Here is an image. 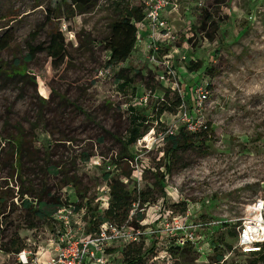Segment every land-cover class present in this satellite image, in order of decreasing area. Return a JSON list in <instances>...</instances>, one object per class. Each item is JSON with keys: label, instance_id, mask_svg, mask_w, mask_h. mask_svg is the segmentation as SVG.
Segmentation results:
<instances>
[{"label": "rangeland", "instance_id": "374dc122", "mask_svg": "<svg viewBox=\"0 0 264 264\" xmlns=\"http://www.w3.org/2000/svg\"><path fill=\"white\" fill-rule=\"evenodd\" d=\"M175 1L178 8L166 19L176 36L169 45L181 47L173 60L182 69L179 78L162 81L158 76L165 71L162 61L167 50L158 45L157 49L137 45L132 56L110 67L108 73H100L109 67L105 65L109 53L100 40L117 15L115 4L141 5L142 0H94L82 13L68 11L63 0H0V39L10 41L0 51V190L11 193L7 205L15 207L14 212L5 210L8 217L0 229V246L18 232L24 245L42 259L49 254L53 237L47 222L31 218L18 205L21 181L10 180L14 158L4 136L19 130L24 136L34 156L24 159L22 176L34 188H39L40 168L45 164L54 168L45 174L50 192L70 201L79 198L77 190L85 194L89 204L81 206V214L86 218L87 210L108 203L102 173L113 170L117 175L127 167L126 161L114 166L121 147L117 137H127L131 113H136L144 116L146 132L140 139L146 136L141 144L150 149L136 143L130 147L139 154V167L128 181L122 178L128 189L145 190L156 199L144 205L143 221L152 225L158 216L153 205L163 202L171 211L187 213V221L209 223L199 229L203 237L186 252L185 261L178 255L167 261L163 251L167 247L153 237V246L145 245L150 254L145 263L210 264L215 254L224 253V264H263L229 248L235 246L237 226L249 216L252 203L264 200V0H202L201 6L195 4L197 0ZM205 10L212 21L202 24L200 14ZM58 28L67 42V61L55 67L46 52L39 51L33 60L24 62L29 45L46 42ZM15 58L21 73L26 74L9 77L4 70L11 72L9 65ZM196 61L200 64L191 69ZM120 69L131 81L122 84ZM149 72L158 86L144 103L140 98L148 91L144 82ZM198 81L206 84L207 97L195 107L194 84ZM163 87L175 88L183 107L207 125L190 146L172 155L165 153L169 144L164 139L153 144L147 135L167 127L172 135L186 131L180 107L153 119L155 107L164 97ZM81 152L89 154V160H83ZM58 169L75 173L78 189L62 184L61 173H54ZM157 171L165 176L164 194L153 186ZM181 202L185 206L176 209L173 204ZM30 222L36 226L27 228ZM120 245L106 250L114 264H122L117 251ZM0 264H17L16 256L0 250Z\"/></svg>", "mask_w": 264, "mask_h": 264}, {"label": "trees", "instance_id": "16d2710c", "mask_svg": "<svg viewBox=\"0 0 264 264\" xmlns=\"http://www.w3.org/2000/svg\"><path fill=\"white\" fill-rule=\"evenodd\" d=\"M63 2L67 5L66 9L68 11H74L76 9L78 13H82L93 5L94 0H69V2L63 0ZM115 9L118 10L116 13L117 15L109 22L108 33L100 40V43L103 44L104 50L109 53L108 58L105 60V65L109 67L116 66L119 63L124 62L129 57L136 43L139 29L138 24L142 22L145 14L143 4L131 5L126 3L123 5L122 3L117 2L115 4ZM200 17L202 19V24L212 21L211 13L206 10L200 14ZM209 37L212 38L211 35ZM9 44V39H0V51L7 48ZM28 49V52L24 55V62L33 60L37 52L45 51L47 56L51 59V62L54 63L55 67H59L64 64L70 55L67 49V42L59 28L50 33L46 42L29 45ZM18 64L19 59H13L12 63L9 65V70L11 72L8 73H10V75L6 73V70H4V73L9 77L15 75H25L26 71L21 73L20 68H18ZM199 64V61L193 62L191 69H195ZM122 71L123 69H120L118 72V78L122 79V84L131 81V78L122 73ZM137 73L138 72L135 74ZM153 77L154 74L149 72L147 74L148 80L144 82L145 87L151 92H154L158 86L157 82L153 83ZM163 92V99L160 100L159 104L155 107V112L153 114V119L155 120H157L163 112L174 111V109L181 104L180 96L174 93L176 90L163 87ZM143 121L144 116L131 113L127 137H117L121 147L118 152V156L115 159L114 166L117 167V164L120 161H126L125 163L127 167H123L120 172L121 174L117 175H114L113 170H106L102 173V177L106 180V185L109 188V200L103 208L97 207L91 211L87 210L90 218V223L86 225L87 231L93 230L98 224L104 221H110L118 225L124 223L129 215L132 202L136 200H139L141 206L150 204L152 201L156 200L155 198L150 197V194L145 190H139L136 192V188H133L132 190L128 189L126 186V180L124 181L122 178L123 176L128 181V178L134 171V167L131 165L130 161L133 160L136 152L132 151L130 147L133 146L137 139H139L146 132L143 128ZM20 133L21 132L19 130L16 134L9 133L4 136L5 140L11 145L10 152L14 158V161L10 162V180L12 179V181L16 182V178H19L21 181L20 190L16 194L20 201L18 205L26 212L27 215L31 216V218L47 222V224L50 225L51 231H53L55 227L54 214L58 208L62 205L71 203L74 205V210H78L82 205L87 207L89 202L85 198V194H80V190H77V192L75 191V195L79 197L77 198L79 199V202H76L78 201L77 199L70 201L66 198V196L60 197L56 192H50L46 186L45 180V174L54 169L50 165L44 164V166L40 168V185L39 188H34L32 181L30 179H25L24 176H22L23 173H25L24 171L22 172L24 159L33 160L34 154H31L30 148L28 147L24 136ZM201 134L202 132L189 133L184 129L180 130L176 135L168 134L164 138V140L169 144V147L165 149V153L172 155L179 149L190 146L191 143H193V138ZM81 156L85 161L90 158V155L85 152H81ZM168 169L169 168L165 170L168 171ZM54 173H61L60 181L62 184L72 186L74 190L78 189L80 181L75 173L68 174V171L64 169H58V171H54ZM164 177V174L161 172L157 171L154 173L155 179L153 186L162 194H164L162 185ZM24 181L27 182V184H24ZM10 194L11 193L7 190H0V229L2 228L4 220L8 217L7 214H4L6 208H9L10 212H14L15 210L14 204L9 206L7 205V198ZM80 198L85 202L82 203ZM173 205L175 208L179 205H183L184 207L185 202L175 203ZM156 213L158 212L156 211ZM143 220L144 212L138 211L130 224L133 226L149 225L148 222H144ZM35 226L36 224L30 222L27 228ZM161 240L164 246L167 247L165 248L167 253L166 255L168 256L166 259L167 261L172 259V255H174V257L178 255L179 259L185 261L187 257L186 252L190 251L193 247L192 242L182 239L181 236H165L160 239V241ZM154 242H156V240L150 236H146L139 243H119L121 245L120 248H117V251H120L121 253L122 264H146L145 258H147V256L149 257L150 254L147 248H145V245L149 244V246L152 247ZM233 246L229 248L230 252L232 249H235ZM24 248H27V246L24 245V242L20 239L18 232L12 233L10 240L2 243L0 246V250L8 255H15ZM224 256V253L215 254L214 259L210 264H224ZM247 256H251L253 259L261 261L264 264V249L261 252L247 254Z\"/></svg>", "mask_w": 264, "mask_h": 264}, {"label": "built area", "instance_id": "2783aa9c", "mask_svg": "<svg viewBox=\"0 0 264 264\" xmlns=\"http://www.w3.org/2000/svg\"><path fill=\"white\" fill-rule=\"evenodd\" d=\"M170 3L171 0H142L145 14L142 22L138 25H146L148 32V40L145 41L146 46H153L157 49V44L155 45L157 40L164 43L175 41L176 36L171 25L162 16L163 9ZM201 3L202 0H197L195 4L201 6ZM155 39L157 40L155 41ZM136 42H142V38L138 35ZM151 60L157 64L155 58ZM162 63L166 65L165 71L158 76L162 81H166L168 77L177 76L174 68L166 58L163 59ZM109 71L110 67L100 71V73H108ZM150 92L148 90L140 98L142 102H147ZM206 92L205 83L198 81L194 84L195 99L197 100L195 107L205 102ZM182 103L178 107L183 110L181 120L186 126L184 128L189 132L192 131L191 133L205 131L207 125L200 120V117L191 115L183 107ZM168 134H173V130L170 127H167L163 132H158L157 134L152 132L147 135L153 138L152 143L154 144L156 140L164 139ZM142 139H137L135 143L150 149V146L141 144ZM138 158L139 154H136L133 160L130 161L134 168L139 167ZM93 163H95L94 165H99L98 161ZM108 190V186L105 185L103 191L108 194ZM95 199L97 200V192ZM153 207L158 212V216L152 225L133 226L130 224L138 211L144 212L146 210L144 206L140 205L139 200H136L132 202L129 215L124 223L118 225L110 221H104L93 230L87 231L86 225L90 223V218L89 215L85 218V213L81 214L83 207L74 210V205L71 203L62 205L54 214L55 227L51 231L53 237L49 239L51 241L49 256L39 259L35 251L24 248L15 254L16 262L17 264H114L112 256L110 258L106 254L107 247L111 245L139 243L146 236L155 237L160 241L165 236L174 235L181 236L182 239L196 244L198 238L202 237L201 234H198L199 229L209 225L207 222L187 221L189 218L187 213L182 215L176 211H171L164 207L163 202H160V205L155 203ZM78 218H81V220ZM234 248L245 255L261 252L264 249V200L258 199L254 201L250 206L249 216L244 218L240 225L237 226Z\"/></svg>", "mask_w": 264, "mask_h": 264}, {"label": "crops", "instance_id": "0c3cea01", "mask_svg": "<svg viewBox=\"0 0 264 264\" xmlns=\"http://www.w3.org/2000/svg\"><path fill=\"white\" fill-rule=\"evenodd\" d=\"M173 5H175V6H173ZM177 8H178V3L175 1V0H171V3L169 4V5H167L164 9H163V11H162V16L166 19V15L167 14H169V15H171L172 13H173V11H176L177 10ZM170 24V23H169ZM171 25V24H170ZM147 30H146V25L144 26V25H140L139 26V29H138V36L139 37H141L142 38V42L140 43V45L139 44H137V43H135V46H134V49L135 48H137V45L138 46H142L143 47V49H144V47H146V44H145V41H147L148 40V35H147ZM157 39H155V41H156ZM154 41V40H153ZM158 45V46H163L167 51L164 53V55H163V59L164 58H166L170 63H173V64H171V66L174 68V70H175V72L177 73V75L178 74H180V69H182V67L181 66H176V64L174 63V58L177 56V53H179L178 51H180V48L181 47H177V46H171V45H169V43H164V42H161L160 40H157L156 41V43H155V45ZM156 45V46H157ZM157 46V47H158ZM141 47V48H142ZM141 48L140 49H138L139 50V52H142L141 51ZM134 49L132 50V52H131V56L134 54ZM181 52V51H180ZM172 59V60H171ZM178 78H179V75H178ZM50 251H51V249H50ZM50 251H49V253H50ZM47 254V256H45V258L46 257H48L49 256V254H48V252L46 253ZM42 259H44V258H42Z\"/></svg>", "mask_w": 264, "mask_h": 264}]
</instances>
